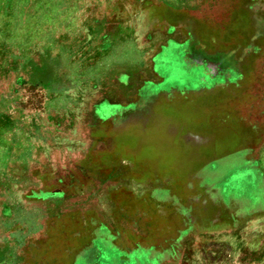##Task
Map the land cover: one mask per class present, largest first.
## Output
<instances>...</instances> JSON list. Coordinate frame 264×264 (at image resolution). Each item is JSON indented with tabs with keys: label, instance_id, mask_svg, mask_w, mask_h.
<instances>
[{
	"label": "rangeland",
	"instance_id": "rangeland-1",
	"mask_svg": "<svg viewBox=\"0 0 264 264\" xmlns=\"http://www.w3.org/2000/svg\"><path fill=\"white\" fill-rule=\"evenodd\" d=\"M85 263L264 264V0H0V264Z\"/></svg>",
	"mask_w": 264,
	"mask_h": 264
},
{
	"label": "crops",
	"instance_id": "crops-1",
	"mask_svg": "<svg viewBox=\"0 0 264 264\" xmlns=\"http://www.w3.org/2000/svg\"><path fill=\"white\" fill-rule=\"evenodd\" d=\"M187 53H189L188 51H187ZM185 54H186V46L182 49H180L179 50V55H181V56H183V58H184V61L185 62H183V65H184V69H185V73H184V76H185V78L187 79H191L192 78V82L191 81H189V83H183L184 85L186 84V85H188V86H186V88H185V90L184 91H186V89L187 88H189V90H192V89H195V90H201V89H203V90H208L209 88L208 87H205V88H201V87H204V84H203V82L205 81V79L206 78H208V74H210V73H212V72H210V70H211V67H209V66H207V63H200V62H191V61H187L186 60V58H185ZM182 62V61H181ZM181 62H177V64H176V66H180L182 63ZM210 69V70H209ZM183 72V71H182ZM181 72V73H182ZM209 72V73H208ZM223 74V73H222ZM225 74V73H224ZM223 74V75H224ZM160 76H161V81L162 82H164L165 81V79H166V77L168 78V76L169 75H167L166 73H160L159 74ZM226 75L227 76H232L233 75V73H226ZM225 77V76H224ZM169 81H170V83H171V85H175V86H178V87H183L184 88V85H182V86H180V85H178L177 83H176V81H175V79H177L176 77H170L169 76ZM149 83H151L152 85L153 84H155V83H157V81H154V82H149ZM195 85V86H192V85ZM150 85V84H149ZM151 86V85H150ZM152 88V87H151ZM190 88H192V89H190ZM153 91V90H152ZM156 92H160V90H157ZM183 92V91H182ZM171 97H173V96H171ZM187 100V99H186ZM185 100V101H186ZM192 100V99H191ZM217 109H219V107H218V105L216 106V107H214V108H212V107H209V109H207L206 111H205V116H206V122H208L209 124H212V126H210L212 129H213V131H216V127H217V125L219 126V125H221V121H219V119L217 120V119H215V120H213V119H211V121H208V119H207V117L209 118V116L211 115L212 117H214V114H213V112H217ZM193 116V115H192ZM194 118L195 117H193V120H194ZM194 121H196V120H194ZM232 141H233V139H231ZM164 141V140H163ZM215 143H219V141L217 140L216 142H214V149L216 148L217 149V144H215ZM153 147V146H152ZM158 147H160L161 149H169V146L166 144V143H164V146H162V145H158ZM225 156H227V155H222V156H220V157H225ZM229 156V155H228ZM211 161H213V160H211ZM211 161H208V163L209 162H211ZM205 165V164H204ZM209 165H212V166H214L213 164H209ZM200 169L199 170H197L199 173H198V175H200L201 176V178L200 179H203V177H202V172L204 171V168L205 167H199ZM214 171H216V169L214 170ZM205 173V172H204ZM207 174V173H206ZM205 178H208V176L207 177H205ZM209 179V178H208ZM86 250V249H85ZM85 250L83 251L84 253H82V254H80V258H81V260L82 261H84V258H88V260H87V263H93L94 261H95V259H93L94 258V254H91L92 253V249H87V251H86V253H85ZM86 258V259H87ZM99 261H101V259H99ZM86 264V263H85Z\"/></svg>",
	"mask_w": 264,
	"mask_h": 264
}]
</instances>
